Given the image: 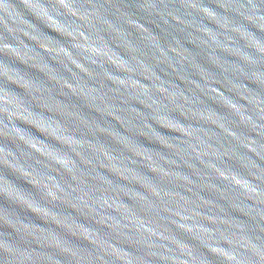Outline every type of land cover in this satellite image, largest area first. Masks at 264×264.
Segmentation results:
<instances>
[{"label":"water","instance_id":"95a60500","mask_svg":"<svg viewBox=\"0 0 264 264\" xmlns=\"http://www.w3.org/2000/svg\"><path fill=\"white\" fill-rule=\"evenodd\" d=\"M0 264H264V0H0Z\"/></svg>","mask_w":264,"mask_h":264}]
</instances>
